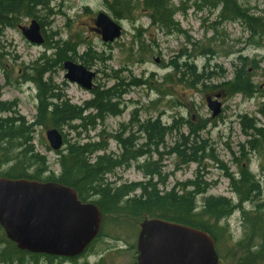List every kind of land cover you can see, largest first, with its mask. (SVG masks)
<instances>
[{"label": "rangeland", "instance_id": "obj_1", "mask_svg": "<svg viewBox=\"0 0 264 264\" xmlns=\"http://www.w3.org/2000/svg\"><path fill=\"white\" fill-rule=\"evenodd\" d=\"M123 1L131 2L133 10L126 13L116 6L112 10V0H43L45 4L35 7L33 16H19L13 27L0 26V102L15 104L13 109L17 115L28 123L33 122L37 113L38 91L30 79L36 76L35 69L39 65L54 58L55 50L51 46L55 42L68 43L76 51L74 55L71 54L72 61L95 72L94 89L111 87L115 78L121 79L125 85L133 84L124 87L126 93L121 103L123 114L108 117L94 132H89L94 142L98 139L95 135L101 131L107 134L118 132L122 124L129 123L131 112L137 111L140 122L159 120L169 125L174 119L182 118L193 128L202 125L197 145L202 146L205 142L207 152L215 158V161L201 159V164L182 165L178 157L166 154L167 149L160 151L162 156L154 154L151 159L143 158L129 168L115 170L107 177L109 183L144 182L146 179L138 164L155 161L161 168V177L154 178V181H164L165 185H160V190L166 187L164 190L168 191L176 184L195 180L201 174V179L208 186L205 192L196 196L200 210L204 200L211 197H224L234 205L238 204L225 173L237 176L239 167H242L247 168L260 182L261 195L258 199L264 200V156L256 152L248 157V161H244L237 154L238 145L246 139L238 117L255 119L258 127H264V35L252 39L258 40V45H250L248 32L237 20L231 18L223 22L219 17L220 6L215 9L203 7L198 11L195 8L196 0H170V19L177 27L167 31L153 26L150 13L140 5L136 6L142 0ZM234 1L264 23V0ZM99 13L106 14L122 28L119 39L105 44L93 31L94 19ZM32 20L40 26L44 39L42 45L29 43L18 29L19 26L28 27ZM239 57L246 60L245 70H248L255 86L254 94L249 98L218 88L232 79L234 68L240 65ZM185 64L196 70L201 77L197 79L198 82H193ZM64 75L63 62H51L42 78L51 80L56 93L62 94L71 104L82 106L91 99L90 92L68 83ZM138 81L145 84L140 85ZM219 91L224 93L219 100L221 112L211 118L205 99ZM12 114H2L0 117ZM128 128L131 132L136 131L135 126ZM48 129L37 127L32 144L36 152L46 157L50 171L57 176L58 156L46 141L45 132ZM61 133L71 142H83V134L77 136L67 128H63ZM188 134L189 127L184 125L179 133L167 136L165 144L171 148L179 135ZM107 146L106 154H119L113 140H109ZM258 199L243 203L242 209L252 212ZM243 216L241 209H235L219 223V227H222L219 246L216 247L219 264H242L239 259L243 249L234 250L233 245L243 239V231L247 227ZM105 224L86 257L74 259L75 262L59 259L50 261L51 264H85V261L88 264H135L139 223L132 219H123L118 223L115 218L108 217ZM2 238L0 231V240ZM249 244L251 250L255 251L259 241L251 240L246 249ZM37 264L49 263L41 258ZM254 264H264V255Z\"/></svg>", "mask_w": 264, "mask_h": 264}, {"label": "trees", "instance_id": "obj_2", "mask_svg": "<svg viewBox=\"0 0 264 264\" xmlns=\"http://www.w3.org/2000/svg\"><path fill=\"white\" fill-rule=\"evenodd\" d=\"M44 4L43 0H0V26L13 27L19 16H33V9ZM169 4L170 0H142L136 6L140 5L150 13L153 26L172 31L177 25L170 19ZM112 5V10L114 6L121 7L120 10L126 13L133 10L129 1L112 0ZM218 6L221 8L222 21L231 18L237 20L248 32V40L251 42L249 44H259L258 40L252 41V39L263 37L264 23L238 6L234 0H196L195 3L198 11L203 7L215 9ZM51 48L55 50L54 58H49L45 60L44 65H39L35 69L36 76L30 79L35 83L38 91L37 113L33 122L28 123L23 117L18 116L13 109L15 104L0 102V115L13 113L9 117H0V177L11 180L54 182L67 186L76 191L81 202L91 201L99 208L103 215L102 227H105L108 217L115 218L118 223L123 219H132L137 223L145 219H159L208 233L214 240L215 248L219 246L222 232L219 223L228 218L235 209H241L247 227L243 231V239L233 245L234 250L243 249L240 263H257L264 255V200L258 199L261 195L260 182L249 170L239 167L237 176L225 173V177L230 182V190L238 199L237 205L224 197H211L204 200L200 210L197 208L196 196L205 192L208 186L204 181V187L200 186L202 183L200 175L198 174L193 181L176 184L168 191L164 190L166 187L160 190L159 186L165 185L164 181H154V178L161 177V168L157 166L156 161L138 164L139 170L145 176L144 182L120 185L109 183L107 177L115 170L129 168L143 158L151 159L154 154L162 156L160 151L164 152L167 149L169 150L166 154L178 157L182 165L201 164V159L215 161V158L207 152L205 142L202 146L197 145L198 132L203 126L193 128L182 118L174 119L169 125H164L159 120L140 122L137 116H132L127 125L120 126L118 132L107 134L101 131L95 135L98 139L94 142L88 135L89 132H94L108 116L121 113L122 96L126 93L124 87L133 84L125 85L121 79L115 78V83L111 87L91 90V99L82 106L71 104L62 94L56 93L51 80L46 81L42 77L48 72L51 62L60 64L66 60L72 61L71 54H75V48L68 43L58 42H55ZM238 61L240 65L234 68L232 79L218 88L233 95L249 98L254 94L255 86L248 70H245L246 60L239 57ZM185 66L194 79L193 82H198L197 79L201 77L196 74V70L187 64ZM138 82L140 85L145 84L142 81ZM218 93L224 95L223 91ZM238 118L246 139L238 145L237 154L244 161H248V157L256 152L264 156V127H258V122L247 116ZM75 122L78 124H73ZM132 122L135 124L133 125ZM184 125L189 127L188 136L179 135L174 145L171 148L167 147L165 138L174 132L179 133ZM42 126L60 132L63 128H67L77 136L84 135L83 142L80 140L71 142L66 135H63L65 148L56 152L59 167L57 176L50 171L46 157L36 152L32 144L35 129ZM128 126H135L136 131L127 132ZM109 140H113L119 148L117 156L106 154ZM138 140L142 143L138 144ZM100 152L104 154L100 155ZM221 168L225 171V167L221 165ZM254 198L258 199L254 210L250 213L245 212L241 205L253 202ZM100 235L101 232L99 237ZM251 240L259 241L255 251L251 250L250 244L246 249V245ZM41 258L51 264L48 256L19 251L3 234L0 240V264H25V262L37 264Z\"/></svg>", "mask_w": 264, "mask_h": 264}, {"label": "water", "instance_id": "obj_3", "mask_svg": "<svg viewBox=\"0 0 264 264\" xmlns=\"http://www.w3.org/2000/svg\"><path fill=\"white\" fill-rule=\"evenodd\" d=\"M93 31L105 44L121 37L122 28L106 14L94 19ZM31 44L44 39L38 23L18 27ZM64 79L85 91L94 88L95 72L67 60ZM221 94L206 97L211 118L221 112ZM45 138L52 151L63 147L59 131L50 129ZM102 214L93 202H81L75 190L54 182L0 177V227L19 251L60 258L81 256L98 236ZM137 264H218L212 237L199 229L159 219L139 224L136 240Z\"/></svg>", "mask_w": 264, "mask_h": 264}, {"label": "bare ground", "instance_id": "obj_4", "mask_svg": "<svg viewBox=\"0 0 264 264\" xmlns=\"http://www.w3.org/2000/svg\"><path fill=\"white\" fill-rule=\"evenodd\" d=\"M219 17H221V9H220V11H219ZM223 22H226V21H223ZM122 110V109H121ZM123 112H124V110H122L121 111V113L119 114V115H116V116H112V117H118V116H120V115H122L123 114ZM131 116H139L138 115V113H137V111H133V112H131ZM108 117H110V116H108ZM107 117V118H108ZM106 118V119H107ZM105 119V120H106ZM139 121V120H138ZM105 122V121H104ZM132 124L134 125L135 124V122H132ZM58 131V130H57ZM129 131V128L127 129V132ZM60 132V131H59ZM142 143V141L141 140H138V144H141ZM200 178H201V174H200ZM201 181H202V183L200 184V186L201 187H204V183H203V180L201 179Z\"/></svg>", "mask_w": 264, "mask_h": 264}, {"label": "flooded vegetation", "instance_id": "obj_5", "mask_svg": "<svg viewBox=\"0 0 264 264\" xmlns=\"http://www.w3.org/2000/svg\"><path fill=\"white\" fill-rule=\"evenodd\" d=\"M211 96H212V95H211ZM88 253H89V249H87L86 252H85L83 255H81L79 258H77V260H80V259L86 257ZM136 258H137V256H136ZM59 259H61V258H52V257H50V260H49V261H55V260H59ZM77 260H76V261H77ZM65 261H66V260H65ZM74 262H75V261H74ZM85 264H88L87 261H85ZM135 264H137V261H136Z\"/></svg>", "mask_w": 264, "mask_h": 264}]
</instances>
